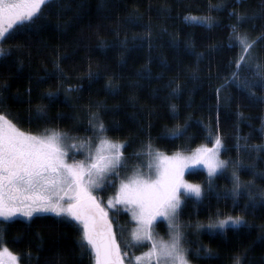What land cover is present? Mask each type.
<instances>
[{
  "label": "trees",
  "instance_id": "trees-1",
  "mask_svg": "<svg viewBox=\"0 0 264 264\" xmlns=\"http://www.w3.org/2000/svg\"><path fill=\"white\" fill-rule=\"evenodd\" d=\"M59 3L63 9H46L36 25L16 31L15 38L3 44L11 54L0 57V83L7 85L0 114H7L24 132L59 131L85 139L95 133L89 116L98 112L108 130L103 135L126 145L122 152L130 165L136 164V157L149 154L148 145L151 152H186L211 145L220 136L225 149L221 157L239 161L241 181L253 182L255 205L246 195L235 202L227 195L233 187L232 163L211 183L201 169L186 172L187 179L200 184L203 196L182 197L178 217L182 228L190 230L228 216L247 221V226L238 229L199 228L185 236L189 260L233 264V257L246 251L242 264H264V200L259 197L264 178L252 174L264 173V152L251 150L264 146V104L253 103L234 84L217 95L235 70L230 62L240 54L238 46H229V25L235 21L228 13L235 10L252 17L241 31L255 39L264 33V0H244L243 4L236 0ZM209 4L222 7L209 11ZM185 16H210L213 26L185 21ZM149 30L151 46L146 38ZM253 58L264 62V41L257 43ZM241 76L251 79L252 73L242 71ZM252 91L264 96V89ZM48 92L56 93L58 99L50 102ZM41 105L46 115L38 118ZM185 124L182 137H170L172 130ZM126 211L117 218L108 217L112 229L120 226L125 234L133 225ZM155 230L164 235V221L158 220ZM81 237L76 222L68 223L55 214L0 218V247L13 252L19 264H95L94 254L82 255ZM116 238L124 251L130 242L122 244L117 233Z\"/></svg>",
  "mask_w": 264,
  "mask_h": 264
},
{
  "label": "snow or ice",
  "instance_id": "snow-or-ice-1",
  "mask_svg": "<svg viewBox=\"0 0 264 264\" xmlns=\"http://www.w3.org/2000/svg\"><path fill=\"white\" fill-rule=\"evenodd\" d=\"M243 2L244 0H236L238 4ZM53 7L63 9L59 0H0V57L11 54V49H5L3 44L14 39L16 31L36 25L45 17V10ZM221 7L222 5L209 4V11L213 8L219 10ZM228 15L235 21L229 25V46H238L240 54L230 62L235 70L227 78V82L217 89V95L219 97L220 91L228 84H234L246 91L253 103L264 104V96H257L252 91L254 88L264 89V62L253 58V50L258 42L264 41V33L250 39L248 33L241 29L252 17L246 12L235 10ZM184 20L213 26L210 16H185ZM146 38L151 46L150 30ZM56 68L60 70L59 63H56ZM242 71L251 72L252 78L242 77ZM4 91H7V85L0 83V105L3 103ZM46 98L54 102L58 96L48 92ZM171 110L173 118H178L175 105L171 106ZM45 115L44 106H38V118ZM89 125L97 135L108 131L98 112L90 114ZM187 127V124L183 128L177 126L169 134L170 137L179 139ZM67 139L65 134L56 131L43 136L27 134L20 131L7 114H0V218L10 220L18 213L29 218L34 213H54L57 217L65 218L68 223L76 222L82 226V255L94 254L95 264H125L126 253L121 252L116 241L108 220V211L93 195V190L102 188L109 176L118 175L116 170L122 164V149L126 145L101 139L94 155L90 152L85 160L77 161L73 158L69 163V153L65 149ZM68 148L75 149L77 145L71 144ZM148 148L151 155V145ZM224 150L222 139L216 136L212 147L202 145L192 151L191 155L177 152L169 157L157 152L154 178L137 175L121 181L115 197L108 201V207L123 205L136 222V227L131 232L132 241L137 245L145 241L151 243L147 253L134 258V264H144L145 259L147 264H190L189 249L184 246L185 234L181 224L177 222L183 206L181 197L195 196L199 199L203 196L200 185L183 181V171L190 163L203 164L207 168L210 183L217 175H223L228 164L232 163L233 187L227 195L234 202L246 195L252 206L255 205L253 182L241 181L238 170L242 166L239 161L220 159ZM251 150L261 153L264 152V146H253ZM248 167L252 168L254 165ZM252 174L264 178V173ZM259 197L264 200V190L259 192ZM157 217H163L168 222V241L158 240L154 236L153 222ZM242 226H247V221L242 216H228L207 225L209 230L221 232L229 227L238 229ZM199 251L197 250V254ZM203 251L207 253L209 250ZM5 254L9 257V264H18V257L8 252L7 248L0 251V261ZM244 258L246 251L236 254L233 264H242ZM129 264H133V261L130 260Z\"/></svg>",
  "mask_w": 264,
  "mask_h": 264
},
{
  "label": "rangeland",
  "instance_id": "rangeland-1",
  "mask_svg": "<svg viewBox=\"0 0 264 264\" xmlns=\"http://www.w3.org/2000/svg\"><path fill=\"white\" fill-rule=\"evenodd\" d=\"M22 132H24V131H22ZM56 132L63 134L62 132H59V131H56ZM25 133L31 134V135H36V136H43L46 134H50L51 132L40 133V134H32V133H28V132H25ZM67 137H68V139L65 141V149L69 153V163L72 162L73 158L77 161L85 160L90 152H91V154L94 155L96 152L97 146L100 144L101 139H108L113 143L123 144V142H121V141L106 137L105 135H97L96 133H94L92 137L90 136V137H87L85 139L83 137H69V136H67ZM214 141H215V139L213 140V143H214ZM213 143L211 145L203 144V146L212 147ZM71 144H76L77 148L69 149L68 145H71ZM80 145H83V147H80ZM200 146H202V145H200ZM200 146H198V147H200ZM195 149H192V150L186 151V152L176 151V152H172V153L154 151V152H151V155L147 154L146 156L140 155V156L136 157V159L134 160L136 162L135 165H133V164L130 165L129 163H127L125 155L123 154L122 164L116 170L118 175H116L114 177L109 176V178L102 185V188H97V189L93 190V195L96 196L97 200L100 201L102 206L105 207V209L108 211V217L113 216L114 218H117V216L119 215V213L121 211H126L127 209L123 205H116L113 208H109L108 207V201L115 197L116 192L119 189L121 181H126L127 179H130V178L137 176V175L144 176V177L152 176L154 178L155 174H156V163H157V161L155 159V154L157 152L163 153L165 156L171 157L174 154H176L177 152H181L184 155H191L192 151H194ZM73 153H75L74 157H73ZM220 159L224 160L221 157V155H220ZM195 169H201V170L205 171L206 174L208 175L207 168L203 164L193 165L190 163L189 166L187 168H185L183 171V181L184 182H186L188 184H193V185H200L199 183L191 181V180L186 178V172H188L190 170H195ZM181 191H183V190H181ZM126 212L128 213L129 217L133 221V225L127 229L128 232L125 234L123 228L120 226L113 227L112 231L115 234V237H116V233L118 234V236L121 238L122 244H125V242H127V241L130 242L129 245L124 248V251H122V249H121V252L126 253V255L124 256L125 264H129L130 260H132L133 264H134V258L136 256H142L144 253H147L151 248V243L148 241H145V242H142L141 244L137 245L135 242L132 241L131 232L136 227V222L133 220L131 213L128 210ZM39 214H54V213H39ZM33 215H36V213H34ZM12 218L28 219L29 217H25V216L18 213L16 216H14ZM1 219H3V218H1ZM158 220H162L165 223L166 231H165L164 235L158 234L155 230V223ZM215 221H217V220H215ZM215 221H213V222H215ZM213 222H209L208 224L213 223ZM208 224L199 225L200 227L197 226V227L192 228L190 230L182 228V231L184 232L185 236H189V235L192 236L195 234V232L199 228L200 229H208V227H207ZM79 227H80L81 236H82V226L79 225ZM152 231L154 233V236L158 240L168 241L170 239L168 222L163 217H157V219L154 220ZM194 239H195V237H194ZM116 241L118 243L117 238H116ZM184 246L186 247L185 243H184ZM4 248H7V247L1 246L0 251H2ZM120 248H121V245H120ZM136 248H139L140 250L136 251ZM8 252L15 255L9 249H8ZM0 264H9V257L7 254H5L3 256L2 261H0ZM18 264H19V261H18ZM144 264H147V259H145ZM190 264H193V263L190 261Z\"/></svg>",
  "mask_w": 264,
  "mask_h": 264
}]
</instances>
